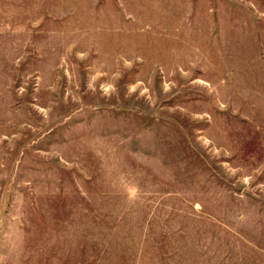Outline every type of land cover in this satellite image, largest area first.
Wrapping results in <instances>:
<instances>
[{
	"label": "rangeland",
	"instance_id": "374dc122",
	"mask_svg": "<svg viewBox=\"0 0 264 264\" xmlns=\"http://www.w3.org/2000/svg\"><path fill=\"white\" fill-rule=\"evenodd\" d=\"M0 264H264V0H0Z\"/></svg>",
	"mask_w": 264,
	"mask_h": 264
}]
</instances>
